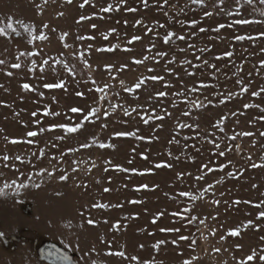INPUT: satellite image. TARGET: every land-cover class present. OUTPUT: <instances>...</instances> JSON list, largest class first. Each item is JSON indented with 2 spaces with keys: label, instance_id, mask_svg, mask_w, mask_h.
<instances>
[{
  "label": "rangeland",
  "instance_id": "374dc122",
  "mask_svg": "<svg viewBox=\"0 0 264 264\" xmlns=\"http://www.w3.org/2000/svg\"><path fill=\"white\" fill-rule=\"evenodd\" d=\"M82 2L83 0H73L69 4L67 0H47V3H43V0H0V17L12 16L14 19L34 24L37 29L45 22L49 25L46 30L49 39L46 41L36 40L29 44L28 34L19 26H17L19 36L11 34L9 37H0V59L5 61L0 65V130H2L0 156L5 153L10 156L21 155L31 161L24 164L11 161L24 173L23 176H19L15 169H5L3 161H0V172L4 173L0 181L18 176L19 180L23 181L27 179L29 172L42 167L51 171L55 166V173L51 178L47 175L43 177L33 175V182L43 181L40 188L29 187L23 189L19 195L9 192L7 196H0V208H14L16 203L21 201L31 204L32 212V216H2L4 227L0 229V233L4 234L3 238L10 241V246L4 247L0 240V264H41L35 259L31 248V241L37 233H46L64 240L79 252L82 264H91L92 260H100L104 264H136V261L131 260L133 255L140 261L153 260L155 264H179V261L192 255L199 257L195 264H235L234 256L242 257L253 247L259 249L261 244L259 237L264 236V219L255 221L258 209L253 205L264 200V168L253 169L249 165L253 162L261 163L264 137H260L259 132L264 131V121L249 123L262 113L255 108L244 109L243 105L256 103L264 106V93L260 97L251 96L252 91L264 87V68L259 64L260 60H264V52H261L264 48V37L254 41H236L232 37L236 34L257 36L259 32L264 31V24L234 25L219 32L212 29L220 23L229 24L237 18L264 20V16L261 15L264 12V5H261L259 0H254L253 5L242 2L237 15L235 0H224L223 4H217L216 0H204L200 5L192 4L191 0H168L167 4L164 0H148L147 8L143 6L141 0H126L119 10L115 8L119 0H90L89 4L80 8ZM37 4L42 5L43 11L40 13L37 12ZM108 4L113 5V11L101 12L100 9ZM131 7L137 11L125 10ZM221 8L232 11L233 16L229 17L222 13ZM204 11H210L213 15L204 17ZM165 12L168 13L167 16ZM59 13L63 15H58ZM81 15L89 16L91 19L77 23ZM192 19L197 20L198 24L191 26L187 23ZM136 20H141L142 23L137 25ZM180 21L185 23H179ZM92 24L97 27L93 29ZM158 24H164L165 27L160 28ZM201 27L207 31L201 33L199 31ZM53 28L56 29L55 32L52 31ZM111 28L117 31L111 33L105 40L103 34ZM148 28L152 31L147 32ZM168 30L177 35L183 34L188 39L180 41L173 38L165 44L162 37ZM62 32L69 34L65 42L72 47L67 49L63 47L59 41ZM193 32L196 33L195 36L190 35ZM36 34H39L38 31ZM81 35L93 36L95 39L77 40L76 37ZM133 35L141 36V40L127 44ZM189 43L195 45V49H189ZM89 44L92 45L91 49L88 48ZM112 44H119L120 47L112 52L96 51L97 48L109 47ZM152 44H155V48L149 51ZM124 47L131 48V51H123ZM200 48L209 50L199 52ZM180 49L184 51L181 52ZM33 50L39 55L20 56L17 59L20 52ZM81 51L92 65L91 69L85 68L77 58ZM160 51L167 55L160 58L159 63L154 60H147L141 65L132 63L133 57L143 59L145 55L155 56ZM225 51H232L233 55L223 57L222 53ZM173 56L176 57L175 61L168 64L167 61ZM197 56L201 57L200 61L196 59ZM217 56H221V59L217 60ZM50 57L52 59L49 60V65L41 72L40 65L43 60ZM56 59H63L70 67L74 65L75 75L69 74L62 65H54L53 61ZM184 59L192 61V64H200L202 60H207L220 71L213 76V69L206 66L193 69L191 65H182L181 61ZM33 60L37 66L29 71ZM16 62L22 65L20 69L11 68V64ZM108 64L114 66L111 73L105 67ZM121 64H126L127 67L122 71H115ZM238 67L241 68L240 72H237ZM149 68L154 71L149 73ZM166 68L173 69V73L166 72ZM185 70L193 71L195 75L189 77ZM9 71L13 73L12 76L7 75ZM147 75H162L171 87L166 88L165 81H149L146 86L132 93L123 90L121 81L131 86L139 77ZM61 79L65 81L64 88H43V83L57 82ZM237 79H243L246 84L250 82L249 91L220 104L219 99L222 96L218 94L239 92ZM199 81L210 86L191 93L190 99L207 103L205 100L207 97L213 104L203 109H189L183 97L172 95L187 87L199 86ZM23 83H29L36 90H23L21 88ZM104 84L110 85L108 95L104 101L98 102L101 94L96 92L95 88ZM155 91H166L169 95L150 100L149 96ZM40 92H43V96L39 95ZM77 92L83 95L77 96ZM113 103L121 106L115 112H112L110 107ZM45 106L50 111L59 112L60 115L44 116ZM92 106L101 108L100 119L93 118L94 123L85 122L78 133L65 134L62 129L46 131L42 135L30 138L35 141L31 145L27 143L12 145L5 140V137L25 139L27 131H38L39 127L47 128L51 123H77L84 113H71L69 109L80 107L86 113ZM124 108L129 110L136 108L137 112L124 116ZM153 108L156 109V115L164 114L161 109H166L171 115H165L163 120H151L145 125L140 115L152 114ZM104 110L111 114L104 117ZM33 111H37L36 117L31 116ZM185 111H190V115L184 116ZM233 112L237 115L232 116ZM221 116H226L227 119L216 127V122ZM37 119L41 120L40 125L33 123ZM178 123H187L192 127L178 128ZM116 131H134L136 135L117 137L113 135ZM241 131H251L255 135L237 137L235 141L229 139ZM57 136L64 138L57 140ZM91 137L112 147L100 148L97 143L86 149L79 148L81 143H89ZM208 140L214 143H208ZM253 140L256 141L255 146L252 144ZM215 143L221 145L220 150H224L228 145H233V150L220 157L216 154L219 150H215ZM53 144L56 147H53ZM237 144L241 145L240 152L235 150L234 146ZM42 147L46 149V155L37 160L31 154L38 152ZM70 147L79 150L66 154L62 160L50 159L52 156L60 157V154ZM249 154L252 156L251 161L247 159ZM144 156L147 159H144ZM229 160L232 164L223 171L207 173L201 169L202 164L218 166ZM73 161L77 163L73 164ZM161 161L171 164L172 167L155 168L154 165ZM114 165H120L124 169L135 168L137 171H118ZM74 166L78 169L75 173L72 172ZM61 169L67 170L69 174L66 182L58 180L59 175L63 174ZM145 169L151 171L145 172ZM240 169H243V172H240ZM201 172L204 173L205 179L197 180L196 177ZM228 172H235L236 175L229 177ZM177 173L184 175L178 179ZM221 177L222 183H214ZM97 180L100 183H97ZM208 183H214L213 189L203 200L195 202L191 213L199 219L207 218L205 220L207 229L199 225V219L189 225L187 218L182 220L171 215L172 212L181 211L192 204L189 198L178 196L180 191H193L194 194H198ZM142 184L148 187L137 191ZM104 188H109L110 191L105 193ZM213 199L219 200L220 203L212 204ZM132 200L140 203H129ZM235 200H240L241 203L233 204ZM96 201L120 204L122 207L91 208V204ZM157 213L163 215L157 217ZM88 218L94 219L97 223L89 225ZM248 219L259 223L260 230L242 229L239 236L226 237L224 241H220L219 237L225 235L229 228ZM117 220L120 221L119 229H111V225ZM161 228H179L180 232H161ZM211 228H217L214 237L208 235ZM201 233L208 235V238L202 239ZM193 234L197 239L194 251L188 247L187 241L179 242L178 246L171 243L178 235ZM101 236L106 242H112L113 251H125L126 258L106 256L108 244L100 242ZM14 238L19 241L13 242ZM158 240L165 241V244L158 250L153 249L151 245ZM237 244L243 246L242 250L235 248ZM140 245L144 247L141 248ZM93 248L95 251H92ZM213 248H220L221 251L213 252ZM181 252L183 256L179 255Z\"/></svg>",
  "mask_w": 264,
  "mask_h": 264
},
{
  "label": "snow or ice",
  "instance_id": "6c2138e0",
  "mask_svg": "<svg viewBox=\"0 0 264 264\" xmlns=\"http://www.w3.org/2000/svg\"><path fill=\"white\" fill-rule=\"evenodd\" d=\"M72 2H73V0H67V3H69V4L72 3ZM167 2H168V0H164L165 4H167ZM242 2H243V4H247V5H253L254 4V0H235L236 14L237 15H239L240 8L242 7ZM43 3H47V0H43ZM89 3H90V0H83V2L79 5V7L83 8L85 5H87ZM125 3H126V0H119V3L115 5V8L117 10H119L120 6L122 4H125ZM141 3L143 4V6L145 8L149 7L148 0H141ZM191 3L200 5V4L204 3V0H191ZM216 3L217 4H223L224 0H216ZM259 3L261 5H264V0H259ZM36 9H37L38 13L43 11L42 5H40V4L36 5ZM125 10L128 11V12L137 11V9L134 8V7L126 8ZM100 11L104 12V13L111 12V11H113V5L112 4H108L107 6L102 7L100 9ZM181 11H183V9H181ZM220 11L222 13H225L229 17L233 16V12L229 11L227 9L221 8ZM254 11H255V9H254ZM164 14H165V16L168 15L167 12H165ZM58 15H63V13H59ZM203 15H204V17H210V16L213 15V13L210 12V11H204ZM261 15L264 16V12H262ZM89 19H91V17L81 15L79 17V20L77 21V23H79L80 21H86V20H89ZM125 23H127V21H125ZM135 23L137 25H140L142 23V21L141 20H136ZM179 23L183 24L185 22L184 21H180ZM187 23H189L191 26H195V25L198 24V21L195 20V19H192L191 21H188ZM253 23L264 24V20L237 18V19L232 20V22L229 23V24H224V23L218 24L214 29H212V31L219 32L221 29H223L225 27L232 28L234 25H251ZM17 26L22 28L28 34V36H29L28 43L29 44H32L33 41H36V40L46 41V40L49 39V37L47 35V32H46V30L49 28V25H48L47 22L43 23L42 26L39 29H37L34 24L29 23V22H25V21H23L21 19H14L12 16L0 17V37H9L11 34H15V35L19 36L20 32L17 30ZM158 26L160 28H164L165 27L164 24H158ZM91 27L93 29H95L97 27V25L92 24ZM37 31L39 33L38 35L36 34ZM52 31L55 32L56 29L53 28ZM116 31L117 30L115 28L109 29L107 33L103 34L104 39L107 40L108 36L111 33H115ZM151 31H152L151 28L147 29V32H151ZM199 31L201 33H203L205 31H207V29L201 27V28H199ZM68 35L69 34L67 32H62L59 35V41L63 44V47L66 48V49L72 47L71 45H69V44H67L65 42V38ZM190 35L191 36H195L196 33L193 32ZM259 37H264V31L259 32L257 36L236 34V35H234L232 37V39H234L236 41H244V40L254 41L255 39H257ZM173 38H175L176 40H180V41H184V40L188 39V37H186L183 34L177 35L173 31L168 30L166 32V34L163 35L162 40H163V42L165 44H168ZM76 39L79 40V41H84L85 39L94 40L95 37L81 35V36H77ZM139 40H141V36L133 35V36H131L130 39H128L127 44L130 45L133 42L139 41ZM119 47H120L119 44H112L109 47L97 48L96 51H98V52H100V51L112 52V51H114L115 49H117ZM88 48L91 49L92 45L89 44ZM152 48H155V44H152L151 47L148 50L151 51ZM188 48L189 49H195V45L189 43L188 44ZM208 50H209L208 48H200V49H198L199 52H207ZM123 51L129 52V51H131V48L124 47ZM179 51L183 52L184 49H180ZM261 52H264V48L261 49ZM37 55H39V53L37 51H35V50L29 51V52H20L18 54L17 59H19L20 56L32 57V56H37ZM61 55H63V53H61ZM73 55L75 56L76 53H73ZM166 55H167V53H165L163 51H160V52H157L155 56L145 55L143 57V59H137V58L133 57L132 58V63L135 64V65H141L147 60H154L155 62L159 63L160 62V58H163ZM232 55H233L232 51H225V52L222 53L223 57H231ZM77 58L83 63L85 68H88V69L92 68V65L89 63V61L84 58L83 51L79 52ZM50 59H52V58L50 57L48 59H44L43 60V63L40 65L41 72L44 71L45 66L49 65V60ZM175 59H176V57L173 56L170 60L167 61V63L171 64V63H173L175 61ZM196 59L198 61H200L201 57L197 56ZM216 59L217 60L221 59V56H217ZM4 63H5V61L3 59H0V65H3ZM53 64L54 65H56V64L62 65L63 68L69 74H71L73 76L75 75V66L73 65V66L70 67L69 64L66 63L63 59H56V60L53 61ZM181 64L182 65H184V64L191 65L193 69L199 68L202 65L206 66L208 68L213 69V73H212L213 76H215V73L220 71V69L216 68L214 64H209V62L207 60H202V62L200 64H192V61L184 59V60L181 61ZM259 64H260V66L262 68H264V60H260ZM36 66H37V63H36L35 60H33L31 62V67H30L29 71L34 69ZM21 67H22V65L19 62L11 64V68H13V69H20ZM105 67L108 69L109 73H111L114 70V66L111 65V64L105 65ZM126 67H127L126 64H121L119 68L115 69V71H117V72L122 71ZM53 70H55L54 67H53ZM153 71H154V69H152V68L148 69L149 73H151ZM165 71L168 72V73H173V69H171V68H166ZM240 71H241V68L238 67L237 68V72H240ZM257 73H259V69H257ZM185 74L187 76H189V77H192V76L195 75V72L185 70ZM7 75L8 76H12L13 73L9 71V72H7ZM234 75H235V73H234ZM249 76H251V73H249ZM89 78L91 79V76ZM112 78L115 79V77H112ZM149 81H151V82L165 81V78L162 75H147V76L139 77L136 80V82L134 84H132L131 86L125 85L124 81H121L120 83H121V86L123 87V90L125 92L132 93V92H134L137 89H141L142 86H146ZM92 82H93V84L96 83L95 80H93ZM236 84L239 85V92L229 91L226 95L218 94V95L222 96V98L219 99V103L220 104H224L226 101L231 100V99L235 98L238 95H243L244 93H247L249 91L250 82L246 84V83H244L243 79H237L236 80ZM198 85L199 86L193 85L191 87H187V88H185L184 90H182L180 92L172 93V95L174 97H183L184 98V102L189 105V109H192V108L203 109L207 105L213 104V101L208 99L207 97H205V100H206L207 103H205L204 101H200V100L190 99L191 93L199 92L201 89L207 88V87L210 86L209 84H207V83H205L203 81H199ZM164 86L166 88L167 87H171V85L168 82H166V81H165V85ZM64 87H65V81L62 80V79L57 81V82H45V83H43V88H45V89H60V88H64ZM21 88L23 90H26V91H35L36 90L29 83H23L21 85ZM109 88H110L109 84H104L102 87L97 86L95 88V91L101 94L99 96V98H98V102L99 101H104L106 99V97L108 95L107 90ZM262 93H264V87L259 88L257 91H252L251 92V96L252 97H260ZM39 95L43 96V92H40ZM76 95L77 96H82L83 93L77 92ZM168 95H169V93L166 92V91H155L152 95L149 96V99L152 100V99H155V98H162V97H166ZM173 106H175V100L173 101ZM110 107H111L112 112H115V110L118 107H121V106L113 103V104L110 105ZM243 108L244 109L255 108V109H258L260 113H262V115L254 117L252 121H249V123H253V121H264V106H262L261 104L245 103L243 105ZM69 111L71 113H84V114L82 116V119H80L79 122L74 123V124H72L71 122L51 123V124H49L47 126V128L39 127L38 131L37 130H29V131H27L25 133V137H26L25 139L5 137V140L8 143L12 144V145H17V144H20V143H27V144L31 145L35 141L33 139H30V138H34V137H37L39 135H42L46 131L47 132H52L55 129H62L65 134L78 133L84 127L85 122L94 123L95 121L93 120V118H95L96 120L100 119V113H101L102 110L98 106H92L86 111V113H85V110L80 108V107H72V108L69 109ZM161 111L164 113L163 115H156L155 114L156 113V109L153 108V109H151V113L152 114H141L140 118H141L142 122L145 125H147V124H149V121H151V120H163L165 115H169V116L171 115V113L167 112L166 109H161ZM132 112H137V109L136 108H132L131 110H129L128 108H124L123 109V115L124 116H130ZM43 114H44V116H59L60 115L59 112L50 111L47 106H45V108L43 109ZM110 114L111 113L109 111H107V110L103 111V116L104 117H108ZM241 114H243V113H241ZM183 115L184 116H189L190 115V111L183 112ZM231 115L235 116V115H237V113L233 112V113H231ZM31 116L32 117H36L37 116V111H33L31 113ZM225 119H227L226 116H221L219 118V120H217L215 126L219 127L220 125H222L224 123ZM21 123H23V122H21ZM33 123L36 124V125H40L41 124V120H39V119L34 120ZM25 127H27L26 124H25ZM102 127H106V125H102ZM157 127H160V125H157ZM177 127L178 128H189V127H192V126L187 124V123H178ZM220 130L223 131V128H221ZM0 131H2V130H0ZM113 135L117 136V137L135 136L136 132H134V131H116V132L113 133ZM197 135H199V133H197ZM254 135L255 134L253 132H251V131H241V132H238V133L232 135L231 137H229V139L235 141L237 139V137H252ZM259 136L260 137H264V131H260L259 132ZM63 138L64 137H62V136H57L56 137L57 140H62ZM137 138L138 139H143L144 137H137ZM171 142H174V141H170V143ZM97 143H98V146L100 148L112 147V145H110V144H105L103 142H98L95 137H91L89 143H81L79 145V148H85L86 149V148H89L92 145L97 144ZM208 143H214V142L212 140H208ZM252 144H253V146H255L256 145V141L253 140ZM52 146L56 147L55 144H53ZM185 147H187V145ZM234 147H235V150L237 152L241 151V145L237 144ZM261 147H262V154L260 156L261 163H255V162L250 163L249 166L251 168H253V169H255V168H264V145H262ZM220 149H221V145L219 143H215V150H219V151L216 152V154L219 155L220 157H224L227 152H231L233 150V145H228L224 150H220ZM78 150H79L78 148H71L70 147V148H67L65 150V152H62L60 154V157L52 156L50 159L62 160L63 157L66 154L74 153V152H76ZM196 150L199 151V149H196ZM31 155L33 157H35L37 160H40V159L45 157L46 149L43 148V147L39 148L38 152H33ZM141 155L143 156V154H141ZM169 156H171V153H169ZM144 159H147V157L144 156ZM189 159H193V157H189ZM247 159L249 161L252 160L251 154L248 155ZM0 161H3V167L5 169H15L19 173V176H23L24 173L20 172V170L16 166V164L15 163H11V161H19L21 164L31 163L30 160H26L25 157H23L21 155L10 156L7 153H5L2 156H0ZM76 163L77 162L73 161V164H76ZM109 163H110V161H109ZM129 163H131V161H129ZM230 164H232V161H230V160L227 161V163H222V164H219L218 166H209V164H202L201 165V169L202 170H206L207 173H212V172L217 171V170L223 171ZM33 167H35V166H33ZM114 167L118 171H132V172H136L137 171V169H135V168H133V169H124L120 165H114ZM154 167L155 168H161V167L171 168L172 165L169 164V163H166L164 161H161L159 163H156L154 165ZM60 171L63 174L59 175L58 180L61 181V182H66L69 179V174H68L67 170L61 169ZM76 171H78V169H77V167L74 166L72 168V172L75 173ZM88 171L90 172L91 169H89ZM105 171H107V169H105ZM144 171L148 172V171H151V169H145ZM240 172H243V169H240ZM54 173H55V166H53V170H51V171L48 168L42 167V168H39L38 170H35L33 172H29L27 174V179L23 180V181L19 180V176L17 178L11 179V180L4 179L3 181H0V196H7L9 194V192H11L13 195H19L20 192L23 189H26V188H29V187L38 189V188L41 187V183L43 181H41V183L33 182L32 181L33 175L38 176V177H43L44 175H47L49 178H51L54 175ZM141 174H143V173H141ZM183 175H184V173H177V178L179 179ZM189 175H191V174L189 173ZM227 175L229 177H232V176L236 175V173L235 172H228ZM3 176H4V173L0 172V177H3ZM196 179L197 180H204L205 179L204 173L201 172V174L198 175L196 177ZM96 182L100 183L99 180H97ZM222 182H223V177H221L220 180H217L214 183H222ZM214 183H208L206 185V187H204L203 189H201L199 191L198 194H194L193 191H180L178 193V196L179 197H187V198H189V200L192 202V204L190 206L184 207L181 211L172 212L171 215L173 217H180L182 220L187 218V223L189 225H191L194 222H196L199 219V217L196 216V215H191V213L193 212L194 207H195V202L199 201V200H203L205 195L213 189ZM77 186L79 187L80 185H77ZM84 186L87 187L86 184ZM147 187H148V185L142 184L136 190L139 191L140 188H147ZM253 187L255 188L256 185H253ZM103 191L105 193H107V192L110 191V189L109 188H104ZM57 194L59 195V193H57ZM221 195H223V193H221ZM129 203L136 204V203H140V201L132 200V201H129ZM211 203L215 205V204H219L220 201L213 199L211 201ZM239 203H241L240 200L233 201V204H239ZM244 203H252V202L251 201H244ZM253 206L258 209L256 217H255V221H259L261 219H264V210H259V209H264V200H260L258 203H255ZM90 207L93 208V209H108L110 207L119 208V207H122V205H120V204L112 205V204H109V203H101L100 201H96L95 203L91 204ZM81 215H83V213H81ZM162 215H163V213H157L156 214L157 217L162 216ZM206 219L207 218L199 219V225H202V226H204L207 229V225L205 223ZM213 219H215V217H213ZM255 221L253 219H248V220L242 222V224H238V225H236V226H234L232 228H229L226 231L225 235H221L219 237L220 241H224L226 239V237H237V236H239L241 234V230L242 229L254 228L255 230L259 231L260 228H261V225L259 223H256ZM104 222L107 223L106 220ZM87 223L89 225H95L97 223V221H95L92 218H88L87 219ZM153 223H155V218L153 219ZM68 226L69 227L71 226L70 222H69ZM119 227H120V221L119 220H117L116 222H114L111 225V229H114V230H118ZM197 230L199 231V228ZM160 231L161 232H175V233H179L180 229L179 228H161ZM216 234H217V228H211L210 230H208V235L214 237V236H216ZM3 235H4L3 233H0V236H3ZM208 235H205L204 233H201V238L206 240L208 238ZM259 240L261 242L259 249L253 247L245 255H243L242 257L237 258V257L234 256L233 259L235 261V264H254V262H258V264H264V236H260ZM183 241L189 242L188 243V247L190 249H192L193 251L195 250V246L197 245V239L195 238L194 234L192 236H189V235H178L177 239L172 240L171 243L173 245H177L178 246V243L179 242H183ZM100 242L108 244V249L105 252L106 256H114V257L126 258L125 251H123V250L113 251L112 248H111V243L112 242H106L104 240L103 236L100 237ZM163 244H165V241L158 240L153 245H151V247L153 249H157L158 250L159 247L161 245H163ZM140 247L143 248L144 245H140ZM242 247L243 246L240 245V244L235 245V248L237 250H242ZM121 248H123V246H121ZM92 251H95V248H93ZM212 251L216 252V253H219L221 251V249L220 248H213ZM52 254H53L52 252L49 253V255H52ZM179 255L183 256V252L179 253ZM61 259H63L64 261H68L69 257L67 255H63L61 257ZM131 260L132 261H136V264H155V262L153 260L140 261L139 258L137 256H135V255H133L131 257ZM198 260H199L198 256L192 255V256H190L188 258H184L181 261H179V264H195V262L198 261ZM91 264H104V262L103 261L92 260Z\"/></svg>",
  "mask_w": 264,
  "mask_h": 264
},
{
  "label": "water",
  "instance_id": "95a60500",
  "mask_svg": "<svg viewBox=\"0 0 264 264\" xmlns=\"http://www.w3.org/2000/svg\"><path fill=\"white\" fill-rule=\"evenodd\" d=\"M31 248L35 259L41 264H82L81 255L74 247L46 233H37L31 241ZM50 252L53 254L49 255ZM63 255H67L69 260L61 259Z\"/></svg>",
  "mask_w": 264,
  "mask_h": 264
},
{
  "label": "flooded vegetation",
  "instance_id": "af4514ba",
  "mask_svg": "<svg viewBox=\"0 0 264 264\" xmlns=\"http://www.w3.org/2000/svg\"><path fill=\"white\" fill-rule=\"evenodd\" d=\"M31 204L28 202H17L16 206L13 208H0V229L4 227V220L2 216H32ZM1 242H3L4 247L10 246V241L0 236ZM19 240L14 238L13 242H18Z\"/></svg>",
  "mask_w": 264,
  "mask_h": 264
}]
</instances>
